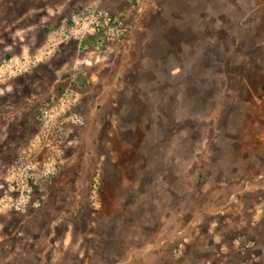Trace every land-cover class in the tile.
Listing matches in <instances>:
<instances>
[{"label": "clouds", "instance_id": "obj_1", "mask_svg": "<svg viewBox=\"0 0 264 264\" xmlns=\"http://www.w3.org/2000/svg\"><path fill=\"white\" fill-rule=\"evenodd\" d=\"M15 3L0 264H264V0H192L209 42L230 41L203 111L166 85L133 91V34L158 0Z\"/></svg>", "mask_w": 264, "mask_h": 264}, {"label": "rangeland", "instance_id": "obj_2", "mask_svg": "<svg viewBox=\"0 0 264 264\" xmlns=\"http://www.w3.org/2000/svg\"><path fill=\"white\" fill-rule=\"evenodd\" d=\"M0 10L10 16L18 9L15 0H3ZM196 11L198 8L192 6V0H158L155 8L150 6L145 12L133 34L134 93L140 91L136 85L152 91L166 85L170 91H161V95L174 97L183 93L186 104L202 111L215 105V98L206 105L203 100L210 89L219 91L216 70L225 59L230 41L209 42L207 33L212 29L204 24V31L200 30L201 24L194 18ZM206 63L210 67H205ZM173 64L183 69L182 77L175 80L168 77ZM220 139L223 142L222 136Z\"/></svg>", "mask_w": 264, "mask_h": 264}]
</instances>
